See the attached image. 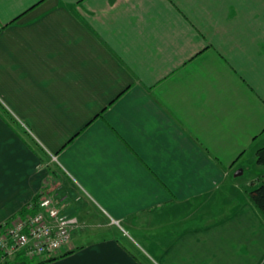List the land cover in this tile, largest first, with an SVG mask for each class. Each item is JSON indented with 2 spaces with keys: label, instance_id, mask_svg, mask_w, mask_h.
I'll list each match as a JSON object with an SVG mask.
<instances>
[{
  "label": "crops",
  "instance_id": "crops-1",
  "mask_svg": "<svg viewBox=\"0 0 264 264\" xmlns=\"http://www.w3.org/2000/svg\"><path fill=\"white\" fill-rule=\"evenodd\" d=\"M262 147L264 0H0V225L78 223L45 264H264Z\"/></svg>",
  "mask_w": 264,
  "mask_h": 264
},
{
  "label": "built area",
  "instance_id": "built-area-1",
  "mask_svg": "<svg viewBox=\"0 0 264 264\" xmlns=\"http://www.w3.org/2000/svg\"><path fill=\"white\" fill-rule=\"evenodd\" d=\"M77 227L76 218L64 215L51 197L42 196L35 214L10 225H0V263L17 255L28 258L55 255L69 246Z\"/></svg>",
  "mask_w": 264,
  "mask_h": 264
},
{
  "label": "trees",
  "instance_id": "trees-1",
  "mask_svg": "<svg viewBox=\"0 0 264 264\" xmlns=\"http://www.w3.org/2000/svg\"><path fill=\"white\" fill-rule=\"evenodd\" d=\"M255 155L256 164L264 169V147L258 149ZM42 196L43 194L39 193L33 203H31L28 207H25L16 216L8 220L7 224L10 225L20 218L35 214L37 212V203ZM248 197L252 204L260 211L264 218V172L263 175L260 177V184L254 186L253 188H251V190L248 191ZM67 254L68 253L63 254L61 256H57L55 258L48 256L41 258H28L24 255H17L12 261H6L4 264H45L47 262L58 259V257H64Z\"/></svg>",
  "mask_w": 264,
  "mask_h": 264
},
{
  "label": "rangeland",
  "instance_id": "rangeland-1",
  "mask_svg": "<svg viewBox=\"0 0 264 264\" xmlns=\"http://www.w3.org/2000/svg\"><path fill=\"white\" fill-rule=\"evenodd\" d=\"M240 167H242L241 169H243L244 171H246V173H248V178H250V177H254V173H255V170H256V158H253V157H248V158H245V159H243L242 161H241V163H240V165H239ZM260 172V171H259ZM261 173V172H260ZM259 173V174H260ZM257 174H258V172H257ZM263 174V173H262ZM71 203H72V206H73V209L74 210H76V209H80L79 208V205H80V203H75L74 201H73V199H71ZM76 207V208H75ZM83 206H81V208H82ZM91 232L92 231V229L91 230H87L86 232ZM94 232H96L97 234H100L99 232H97V230H95ZM122 241L124 242V243H126L127 242V240H125V239H123L122 238ZM136 243L135 242H132V241H129L128 240V242H127V245H128V247H130V248H137V246L135 245Z\"/></svg>",
  "mask_w": 264,
  "mask_h": 264
}]
</instances>
